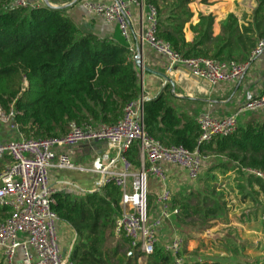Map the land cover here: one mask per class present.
I'll return each mask as SVG.
<instances>
[{"label":"trees","instance_id":"1","mask_svg":"<svg viewBox=\"0 0 264 264\" xmlns=\"http://www.w3.org/2000/svg\"><path fill=\"white\" fill-rule=\"evenodd\" d=\"M147 1L157 9L156 36L183 58L243 63L264 38V0H255L250 19L234 38L236 18L232 14L220 22L219 33L214 35L215 16L199 11L194 18L188 7L190 0ZM184 31L190 35L189 40ZM232 40L234 52L230 51ZM138 82L129 46L117 29L111 39H101L82 32L62 8L46 5L19 8L12 6L11 0H0V110L13 113L12 122L21 138L58 139L68 132L70 123L91 121L113 125L121 118L124 107L140 98ZM143 122L149 136L161 145L198 151L211 162L207 164L205 178L200 176L196 180L198 188L187 186L183 192L172 194L170 207L178 213L166 223L167 228L170 231L176 228L185 243L194 237L192 230L201 234L212 229L217 217L221 218L220 223L228 224L225 202L214 198L216 194L207 184L213 170L212 158L223 157L225 163L221 165L240 176H244L246 169L264 175V120L248 121L231 136L199 143L197 121L176 112L163 96H158L144 102ZM124 156L134 167L139 165L135 145ZM8 164L9 158L0 159V173ZM246 178L249 186L256 187V195L264 197V181L250 175ZM120 196L113 185L82 196L55 194L53 211L75 233L70 261L139 264L142 259L141 264H173L160 245L148 256L131 248L123 235L116 245H110L109 240L118 236L114 222L121 212ZM147 209L151 215L154 198L150 194ZM9 216V210L0 207V223ZM171 222L173 227L169 225ZM228 246L225 242L220 249L227 254ZM253 247L247 241L233 245L236 260L191 264H264L246 257L245 250Z\"/></svg>","mask_w":264,"mask_h":264},{"label":"built area","instance_id":"2","mask_svg":"<svg viewBox=\"0 0 264 264\" xmlns=\"http://www.w3.org/2000/svg\"><path fill=\"white\" fill-rule=\"evenodd\" d=\"M14 7L33 6L30 0H11ZM87 14L101 18L114 25L125 43L132 46L131 20L135 11L142 18L139 49L147 48L167 61V72L173 66L186 67L195 78L205 80L212 86L231 82L243 77L250 64L264 53V38L260 39L243 63L216 61L208 58H183L172 47L156 36L157 9L147 0H110L109 2H86ZM149 101L139 98L127 104L121 118L113 125L85 122L70 123L68 132L58 139H19L0 143V159L9 158V164L0 173V207L9 210L10 216L0 223V259L2 264H74L68 253H62L58 238L59 222L52 206L57 190L50 185L52 169L82 173H96L95 191L113 185L120 191V214L114 222L115 234L129 240L131 248L148 256L160 245L158 231L172 216L170 201L172 190L168 186L165 165L175 166L185 172L189 182L200 178L208 157L198 151H189L182 146H163L146 132L143 122V104ZM264 110V92L245 102L231 116L216 118L211 115L199 117V143H208L217 137L234 134L242 114ZM13 113L0 110V123L16 130ZM104 143L113 156L99 166L77 165L69 150L84 143ZM135 145L139 165L134 167L124 156ZM244 174L264 181L260 172L246 169ZM154 178L160 191L154 203L155 215L148 213V181ZM181 238L174 236L161 246L173 264H188L181 255Z\"/></svg>","mask_w":264,"mask_h":264},{"label":"crops","instance_id":"3","mask_svg":"<svg viewBox=\"0 0 264 264\" xmlns=\"http://www.w3.org/2000/svg\"><path fill=\"white\" fill-rule=\"evenodd\" d=\"M109 1L30 0V3L33 6H42L47 2L49 7L62 8L82 32L94 34L101 39H111L116 32V27L106 23L99 17L87 14L83 8V4L86 2ZM204 1L190 0L188 7L193 12L194 18L199 11L205 13L203 9L206 7V3ZM214 3V6L208 12H211L215 16L213 31L214 35H217L220 28L219 23L225 17H222L219 13V11L223 10L224 3ZM142 22L139 11H135L131 20V57L134 59L139 52L142 66L153 72L150 74L135 67L139 79L140 98L152 100L158 96H163L168 105L176 112L183 113L197 120L203 115H211L216 118L229 117L245 102L257 98L264 92V53L250 64L247 73L240 79L212 86L205 80L193 77L189 70L182 65L173 66L167 72L166 68L168 64L164 58L159 57L147 48L140 50L138 44L140 31L143 26ZM184 33L186 40H189L190 35L186 31ZM233 42L234 40H232V46L230 47L231 52L236 50ZM157 74L167 77L171 81V84L165 83ZM259 118L264 119V110L258 113L242 114L239 118V126L240 123L245 124L251 120L260 121ZM11 134V132H8L0 125V143H7L13 137ZM69 152L72 161L77 165L99 166L105 164L113 156L112 152L108 151L105 144L101 142L80 144L69 150ZM164 168L168 175V186L171 188L172 193L177 191L183 192L187 186H192L191 184L193 183L188 181L185 172L181 169L169 165H165ZM99 178L100 176L96 173L90 174L59 169H52L49 174L50 185L58 193H67L72 196H82L85 193L95 192V182ZM159 191L160 185L157 180L150 178L148 181V194L153 196L154 203ZM152 215H155L154 209L152 210ZM166 223L158 231L159 242L161 244L167 243L163 239L168 240L167 238H169L168 232L166 234L165 228H163L166 226ZM57 228L58 230L64 228L68 230L69 239L67 241L65 239H58L61 252L68 253L75 239V233L67 224L61 221L58 222ZM0 264H2V261H0Z\"/></svg>","mask_w":264,"mask_h":264},{"label":"rangeland","instance_id":"4","mask_svg":"<svg viewBox=\"0 0 264 264\" xmlns=\"http://www.w3.org/2000/svg\"><path fill=\"white\" fill-rule=\"evenodd\" d=\"M204 2L206 3V7L203 9L205 12L212 9L215 4L214 2H220L224 3L223 10L221 12L219 11L222 17H226L228 14L234 15L236 23L232 38L240 34L241 27L246 26V21L250 19L251 13L256 6L255 0H205ZM259 120L262 121L260 118ZM0 125L12 133L11 135L13 137L8 142L22 139L17 131H13L1 123ZM240 125L244 124L240 123ZM213 160L214 162L210 164L213 166V170L209 172L207 184L216 194L213 197L217 198L220 202H225L228 224L220 223L221 218L217 217L215 221L216 225L212 229H208L201 234H195L192 230L191 232L194 237L187 239L185 243V238L176 228L170 231L164 226L163 228H165L166 234L168 232L169 238H167L168 240L163 239L167 243H160V246L168 244L173 239L172 236L181 238L184 243L182 244V256L187 263L191 264L196 261L204 262L206 260L219 259L223 261L226 258L236 260L238 256L232 253L233 245L247 241L254 247L253 249L245 250L246 257L264 261V197L262 195H256V187L249 186L245 174V177L240 176L232 171L230 167H223L224 165H221L225 163L223 157L217 156ZM208 168L206 165L201 174L202 178H205ZM197 183L195 181L191 184L194 189L199 187ZM207 192L211 193L210 190ZM119 236L109 240L111 246L117 244ZM57 237L58 239H65L67 241L69 239L68 230L65 228L62 230L59 229L57 231ZM225 242L230 244V246L226 247L227 254L220 249L221 246H225ZM138 263H143V260H138Z\"/></svg>","mask_w":264,"mask_h":264},{"label":"water","instance_id":"5","mask_svg":"<svg viewBox=\"0 0 264 264\" xmlns=\"http://www.w3.org/2000/svg\"><path fill=\"white\" fill-rule=\"evenodd\" d=\"M45 5L48 6L47 2H45ZM133 62H134V65L137 69L139 70H144L145 72L147 73H150L152 74L153 72L148 70L146 67H143L142 66V63H141V55L139 54V52L137 53V55L135 56V58L133 59ZM160 78H162V80L165 82V83H169L171 84V81L165 77V76H162L160 74H157ZM129 257H131V254H129Z\"/></svg>","mask_w":264,"mask_h":264}]
</instances>
